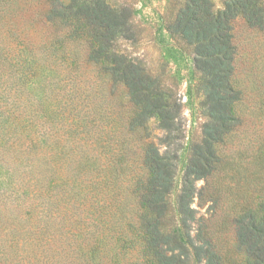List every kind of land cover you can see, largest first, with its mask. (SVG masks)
I'll list each match as a JSON object with an SVG mask.
<instances>
[{
    "label": "trees",
    "instance_id": "trees-1",
    "mask_svg": "<svg viewBox=\"0 0 264 264\" xmlns=\"http://www.w3.org/2000/svg\"><path fill=\"white\" fill-rule=\"evenodd\" d=\"M240 19L264 31V0L167 2L163 26L181 51L193 55L205 117L175 193L181 103L176 87L127 50L138 39L133 8L116 0H0V71L19 74L20 92L33 88L40 72L46 78L65 73L76 102L0 104V165L19 176L25 172L26 181L44 173L45 191L40 187L36 195L50 215L34 214L36 195L0 201V264H86L94 252L89 264H224L193 202L211 196L197 181L210 183L227 169L219 146L241 124L233 32ZM86 107L94 115L90 124L80 115ZM38 114L45 119L37 121ZM54 115L62 121L48 120ZM152 118L166 131L164 152L151 139ZM69 142L77 165L63 168L82 189L67 207H55L54 190L66 174L56 175L49 154ZM43 151L45 168L35 175ZM247 209L236 219L238 244L247 264H264V218L258 221ZM57 211L67 224L53 218ZM67 212L79 219L72 222Z\"/></svg>",
    "mask_w": 264,
    "mask_h": 264
},
{
    "label": "rangeland",
    "instance_id": "rangeland-1",
    "mask_svg": "<svg viewBox=\"0 0 264 264\" xmlns=\"http://www.w3.org/2000/svg\"><path fill=\"white\" fill-rule=\"evenodd\" d=\"M63 1L67 3L70 0ZM116 1L130 5L134 10V23L138 39L135 45H132V42L127 43V50L132 55L143 59L152 74L177 89V100L181 103V136L183 137H181L183 147L179 151L180 157L175 178L174 191L178 193L188 164V148L191 139L200 135L202 124L205 121L202 112L204 95L200 79L194 73L193 55L181 51L164 29L162 16L165 13L168 0ZM215 1L220 4L221 0ZM233 32L237 44L235 72L238 87L242 91L238 103L241 124L219 146L225 163L228 162L227 169L218 172L216 177L210 180V183L205 178L197 181L198 188H206V192L210 191L211 196L208 195L204 200L197 196L193 206L198 209V215L205 218L210 236L224 257V264H247L246 249L238 244L236 219L242 215L243 208H248L247 211L257 217L258 221L260 218H264V31L254 29L248 26L243 19H240L235 23ZM5 67L8 68V66ZM50 73L46 78L40 72L35 79V86L31 89L27 88L25 92H20L16 91L19 83H22L19 81V74L11 70L10 72L0 71V104H17L16 102L21 99L31 105L52 102L57 105L64 103V105L68 104L73 107L76 102L68 96L67 75L62 72L56 74L55 71ZM80 107L79 105L78 108H74V112H78ZM86 110L87 112H85ZM123 112L115 115V119L117 116H124ZM80 115H84L85 122L88 124L94 117L88 107L84 108ZM41 119H45L42 114L41 116L36 115L37 121ZM48 120H51L52 123L62 121L57 115ZM149 126L153 133L151 139L160 145V151L164 152L167 144L160 141L166 131L158 127L156 118L149 121ZM63 137L67 138V133ZM73 147L74 144L71 142L61 144L54 149V155L53 151L49 154L50 163L54 166V170H57L56 175L63 169L66 178H68L67 199L66 196H61L66 178L56 184L57 188L54 193L57 196L53 201L55 207L56 205L57 207H67L69 203L75 201V191L82 189V185H78L76 180L70 177L63 168L66 165L74 167L77 165L70 161L73 159L71 153L75 152ZM40 154L44 162L34 172L35 175L40 169L45 168V153L43 151ZM131 155L135 157L133 153ZM13 158L14 155H11L10 161ZM25 174V172H21V176H19L18 173L11 172L0 165V201L16 197L30 199L40 192V187L45 191L44 173L39 174L38 179L29 181L24 180ZM3 193L5 195H2ZM32 204L35 207L34 214L50 216L45 215L46 200L42 196L36 195V200ZM67 213L72 222L79 219L72 212ZM53 218H56L59 223L62 221L67 224V219H63L62 214L58 211ZM57 248L61 250V247ZM91 255L95 256V252L87 254L86 264H89L87 257ZM62 262V264H77V261L72 259L62 260ZM84 263L85 260L84 262L81 260L80 264Z\"/></svg>",
    "mask_w": 264,
    "mask_h": 264
}]
</instances>
